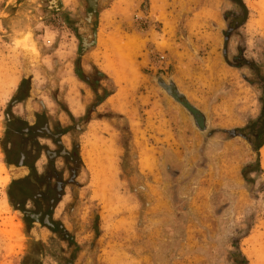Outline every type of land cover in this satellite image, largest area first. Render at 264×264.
Returning a JSON list of instances; mask_svg holds the SVG:
<instances>
[{"label": "rangeland", "instance_id": "obj_1", "mask_svg": "<svg viewBox=\"0 0 264 264\" xmlns=\"http://www.w3.org/2000/svg\"><path fill=\"white\" fill-rule=\"evenodd\" d=\"M244 2L224 57L226 0H0V264H264V163L231 134L259 106L256 84L228 63L238 46L262 58L256 0ZM125 45L136 73L118 81L113 50ZM8 116L50 120L76 143L56 230L26 217L32 202L24 212L9 200L6 144L44 138L15 135L17 123L8 133ZM95 136L117 148L106 186L86 162Z\"/></svg>", "mask_w": 264, "mask_h": 264}, {"label": "trees", "instance_id": "obj_2", "mask_svg": "<svg viewBox=\"0 0 264 264\" xmlns=\"http://www.w3.org/2000/svg\"><path fill=\"white\" fill-rule=\"evenodd\" d=\"M230 3L229 8H222V19L225 22V28L222 30V36H223V56H227V47L228 43L230 42L232 35H234L235 32L240 34L239 29L246 23L249 15V9L244 2V0H226ZM245 52V46L243 47H237L236 54L232 55V58L234 62H231L230 60L228 63L231 66L236 67L241 71L242 76L244 79H246L250 84H256L259 93L257 96V102H258V114L255 117H250L247 119L246 123L238 128L232 129L231 134L232 135H239L243 137L250 145L251 149L256 153V162L260 168L259 160H260V149L264 145V42H263V50L261 52L262 58L260 62H256L253 58H247L244 55ZM247 68L250 70L252 77L247 76L243 69ZM78 77L79 74L77 73ZM83 79V78H82ZM23 86L20 83L17 92L16 97L14 100L19 102L21 101L25 94H22ZM187 106H189L193 111H198L194 106H192L189 102H185ZM8 126L7 131L11 134V128L12 126L16 125L15 127V135L16 134H25L21 129L26 125V123H23L20 118H17L15 116H8ZM37 127H32L30 132H34L37 134L36 131ZM28 134V133H27ZM9 144V143H8ZM4 153L7 154L6 149L4 148ZM34 159V158H33ZM6 160H8L6 158ZM30 167V178L29 182H31L30 187H24L21 186L23 184L24 180H14L12 179L7 190V194L9 197L10 202L15 208L23 209L22 206H17V202L20 200L21 202L25 201L26 199L30 198L32 201H35L34 196V183L35 180L40 174L35 170L33 167V164L31 163L29 165ZM248 171L247 167H244L242 170V174L245 176L246 172ZM34 178V180L32 179ZM27 218L33 219L29 215H26ZM50 230H54L53 228L49 227Z\"/></svg>", "mask_w": 264, "mask_h": 264}, {"label": "flooded vegetation", "instance_id": "obj_3", "mask_svg": "<svg viewBox=\"0 0 264 264\" xmlns=\"http://www.w3.org/2000/svg\"><path fill=\"white\" fill-rule=\"evenodd\" d=\"M96 5V3H94ZM86 82H91V79L84 77ZM95 82V81H94ZM195 118L198 123L203 121L204 117L199 111H193ZM78 115V114H77ZM47 124L48 131L44 128ZM38 134L46 136L49 140H43L35 144H52L51 147L44 146V155L47 160L42 166V172H39L40 176L36 178L35 182V194L33 196L35 201L28 198L25 201L17 202V206H22L23 211H26L24 207L28 208V202L33 203V210L36 213H40V221L49 215V220L52 223V227L56 230V222L52 220L51 213L57 208L60 203V198H63L64 191L69 184H72L77 177V165L79 163L77 158V146L72 140L68 146H63V141L60 139L63 137L64 129L56 126L52 127L49 123H43L39 128L36 129ZM11 144V143H9ZM15 144V143H14ZM21 144V143H20ZM57 158H61V162L57 165L55 161ZM32 184L29 180H24L21 186L30 187ZM53 200V202H52ZM61 227V225H58Z\"/></svg>", "mask_w": 264, "mask_h": 264}, {"label": "bare ground", "instance_id": "obj_4", "mask_svg": "<svg viewBox=\"0 0 264 264\" xmlns=\"http://www.w3.org/2000/svg\"><path fill=\"white\" fill-rule=\"evenodd\" d=\"M252 8L254 9L256 16H257L256 18L257 25L264 30V0H256L255 4L252 5ZM113 56L114 57L112 60L113 61L112 71L116 74V79L118 81L122 79L125 80L129 78V76L130 77L134 76V74L136 73V69L133 64V60H132L133 54H132V49L130 48V45L115 47L113 50ZM91 143H92L91 146L93 147V150L91 148V151H93L94 154L93 153L92 154L94 155V157H92L93 155L89 151H87L86 152V162L89 164V166L93 167L94 180H97L99 182L101 181V183L104 182V185H105L111 180L110 179L111 176L109 175L110 173L108 174V171L106 172V170H108L106 168L107 166L108 167L111 166V161H112L111 157L113 153L115 152V149L117 148H114L115 147L114 144L113 145L109 143L107 144L101 137H96V136L94 137V141H92ZM96 153H97V156H96ZM260 154H261L262 162L264 163V145L260 149ZM104 158H107L108 160L104 161L106 160ZM12 172L13 171H11V173ZM111 183H114V182L112 181ZM108 187L109 185H107V188ZM110 187H112V185H110ZM107 191L108 190H106V192Z\"/></svg>", "mask_w": 264, "mask_h": 264}, {"label": "crops", "instance_id": "obj_5", "mask_svg": "<svg viewBox=\"0 0 264 264\" xmlns=\"http://www.w3.org/2000/svg\"><path fill=\"white\" fill-rule=\"evenodd\" d=\"M49 121L50 120L44 122V124L49 123ZM32 127H34V128L37 127V124L35 122H33V123H27L26 125H24V127L21 129L25 133V134H23V136L28 135L30 133ZM60 127H63V126H60ZM44 128L48 131L47 124L44 126ZM65 132L66 131H64L63 137L60 139L61 141H63L64 144H61V145H63L64 147L68 146V144H66L64 142ZM41 137L44 138L45 141L49 140L46 136H44L42 134H38V133H37L35 138L39 139ZM25 141H27V140H25ZM50 145H52V144H29L28 141L25 142V144H6L5 149L7 151V154L4 153L5 154L4 156L8 159V163L11 166V171H13L12 173L14 175H18V176H14L12 174V179H14V180H26V179L30 178V167H29V165L31 163L33 165L37 164L38 160H40L43 156H45L44 155L45 153L43 151L44 146L51 147ZM58 159H61V158H57L55 161L57 162ZM21 162H22V164H21ZM37 172L39 173V172H41V170L37 171ZM45 226H47V225H45ZM49 227L50 226H48V228Z\"/></svg>", "mask_w": 264, "mask_h": 264}, {"label": "water", "instance_id": "obj_6", "mask_svg": "<svg viewBox=\"0 0 264 264\" xmlns=\"http://www.w3.org/2000/svg\"><path fill=\"white\" fill-rule=\"evenodd\" d=\"M83 43L86 45V40H83ZM159 83H160V85L164 88V90L169 94V95H171L172 97H174L176 100H180V98H182L183 97V95L180 93V92H178V91H175V93H173L172 92V88H171V86L170 85H166V84H164V82H162L161 80H159ZM185 106H186V108L189 110V112H190V114H191V117L193 118V120H194V122H195V124L197 125L198 124V122H197V120H196V118H195V114H194V112H193V110L189 107V106H187L186 104H185ZM199 125V124H198ZM21 164H22V162H21ZM52 202H53V200H52ZM32 218H34L36 221H40V213H28ZM42 222L45 224V225H47V226H50V227H52L53 225H52V223H51V221L49 220V215H46L43 219H42Z\"/></svg>", "mask_w": 264, "mask_h": 264}]
</instances>
